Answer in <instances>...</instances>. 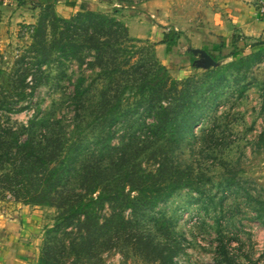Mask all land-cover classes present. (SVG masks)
I'll return each instance as SVG.
<instances>
[{
  "label": "trees",
  "instance_id": "trees-1",
  "mask_svg": "<svg viewBox=\"0 0 264 264\" xmlns=\"http://www.w3.org/2000/svg\"><path fill=\"white\" fill-rule=\"evenodd\" d=\"M62 2L75 6L76 0ZM116 12L83 3L69 17L52 12L41 18L14 70V91H0V197L56 212L44 227L36 264H97L112 249L151 264H182L176 260L184 251L176 215L160 205L185 188L207 210L223 203L225 195L217 201L211 193L209 165L197 157L214 163L226 153L225 129L215 122L222 91H215L212 78L221 86L226 77L210 68L206 88V82L174 80L155 55L156 43L140 45ZM178 35L172 28L163 33L159 43L166 53ZM237 40L232 46L242 52L245 41ZM254 47L258 52L264 42L249 44ZM66 62L78 71L68 75ZM84 69L91 71L89 81ZM29 75L32 89L51 81L59 87L75 76L72 109L20 104L30 98ZM22 112L26 121L12 118ZM184 148L195 156L192 161L182 158ZM232 178L224 175L218 182L221 194ZM228 244L221 242L206 264H235Z\"/></svg>",
  "mask_w": 264,
  "mask_h": 264
},
{
  "label": "rangeland",
  "instance_id": "rangeland-1",
  "mask_svg": "<svg viewBox=\"0 0 264 264\" xmlns=\"http://www.w3.org/2000/svg\"><path fill=\"white\" fill-rule=\"evenodd\" d=\"M87 2L85 4L89 9L103 12H113L116 7V16L126 24L129 35L140 39V45L145 47L152 48L151 44L158 42L169 28L176 30L179 33L177 43L170 52L166 53L163 48L158 55L154 49L158 61L174 80H189L192 85L198 86L206 82L204 88L207 87L210 82L207 69L192 66L196 57L187 48L208 41L216 29L218 14L223 15L226 0H133L132 4H119L117 0ZM52 12L57 15L53 5H27L21 12L22 18L13 23L12 33L0 39L1 92L14 91L11 88L12 79L16 77L14 70L19 66V60L27 55L25 50L33 42V31L39 20L47 15L46 19L50 18ZM46 33L50 40L53 33L50 26H47ZM151 48L147 52L150 53ZM257 49L247 48L238 52L232 46L213 53L220 59L217 66L211 68H215L217 76L226 77L221 86L215 85L217 79L212 78L215 91H222L215 122L225 129L227 154L214 163L205 156L197 158L209 165L212 195H217L216 200L221 195L225 196L223 203H217L216 207L208 206L207 210L203 204L193 200L196 194L185 188L160 205L167 215H176L177 230L183 234L184 251L176 257L179 263H209L217 253L218 245L230 242L228 251L235 258V264H264V49L256 52ZM25 57V61H30L28 56ZM231 63L236 65L230 66ZM66 65L68 75L73 70L78 71L75 63L66 62ZM81 72L89 81L91 71L84 69ZM30 79L29 75L25 88L30 98L20 104L44 109L56 107L57 111L72 109L69 95L73 91L75 76L62 80L59 87L51 81L34 89ZM27 117L25 112L12 116L17 121H26ZM185 149L182 158L192 161L195 156H190L192 154ZM143 165L147 166L145 162ZM224 175L233 177L227 194H221L223 185H218ZM55 213L50 206L27 205L0 197V245L25 254L31 261L37 260L44 227L52 225ZM217 220L220 227H216ZM97 264L151 263L112 249L104 252Z\"/></svg>",
  "mask_w": 264,
  "mask_h": 264
},
{
  "label": "crops",
  "instance_id": "crops-1",
  "mask_svg": "<svg viewBox=\"0 0 264 264\" xmlns=\"http://www.w3.org/2000/svg\"><path fill=\"white\" fill-rule=\"evenodd\" d=\"M55 0H0V39L4 35H10L13 31V23L22 18L21 12L31 3L52 4L55 12L62 17L78 11L83 2L87 0H76L75 6H68ZM227 5L223 15H219L217 26L206 43L193 45L208 53H218L219 49H229L233 40L238 38L237 43L245 41L244 49L249 48L250 43L264 42V0H226ZM90 2H87L89 4ZM86 5V4H85ZM89 8V6H86ZM100 10V9H97ZM170 29V28H169ZM163 36V33H162ZM156 42L155 50L158 55L165 51V44ZM209 45V47L207 46ZM222 45V46H221ZM164 46V47H163ZM221 47V48H220ZM215 49H217L215 51ZM191 59V58H190ZM14 202V201H13ZM5 249V250H4ZM37 260L29 259L25 254L18 253L8 247L0 245V264H36Z\"/></svg>",
  "mask_w": 264,
  "mask_h": 264
},
{
  "label": "water",
  "instance_id": "water-1",
  "mask_svg": "<svg viewBox=\"0 0 264 264\" xmlns=\"http://www.w3.org/2000/svg\"><path fill=\"white\" fill-rule=\"evenodd\" d=\"M187 51L191 52L192 55L196 57V59L193 60V64L197 68L208 69L211 67H215L218 64V62L211 56V54L204 49L189 46L187 48Z\"/></svg>",
  "mask_w": 264,
  "mask_h": 264
}]
</instances>
